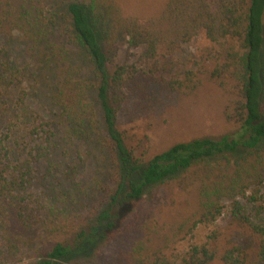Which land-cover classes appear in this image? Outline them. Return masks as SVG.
Listing matches in <instances>:
<instances>
[{
    "label": "trees",
    "instance_id": "trees-1",
    "mask_svg": "<svg viewBox=\"0 0 264 264\" xmlns=\"http://www.w3.org/2000/svg\"><path fill=\"white\" fill-rule=\"evenodd\" d=\"M56 9L47 0H0V39L40 42L62 63L53 119L14 107L0 134L2 246L51 241L37 264L70 262L95 245L99 230L110 238L139 203L173 182L183 191L195 188L194 228L210 232L176 257L144 258L138 244L131 264H264V0H170L147 23L124 16L111 0H69L61 16ZM61 23L71 48L50 42V28ZM201 33L213 49L191 70H175L173 56ZM5 58L0 48V97L7 99L17 79ZM202 78L230 89L224 115L232 133L154 154L133 143L120 125L131 85L154 80L191 94ZM77 143L108 155L109 166L96 169L104 178L93 180L94 197L102 198L96 219L69 224L72 212L83 210L77 168L64 158ZM45 183L49 193H37ZM55 208L67 224L57 222Z\"/></svg>",
    "mask_w": 264,
    "mask_h": 264
},
{
    "label": "rangeland",
    "instance_id": "rangeland-1",
    "mask_svg": "<svg viewBox=\"0 0 264 264\" xmlns=\"http://www.w3.org/2000/svg\"><path fill=\"white\" fill-rule=\"evenodd\" d=\"M47 1L49 5L54 4L61 16L63 5L69 0ZM111 1L116 3L124 16L135 17L142 23H147L159 17L170 0ZM63 28L62 23L59 27L54 25L50 28V42L71 48L68 36L63 34ZM39 43L16 36L0 39V48L7 51L6 62L9 63L11 72L16 73L17 79L16 86L7 99L0 97V134L5 125L9 124L14 107L50 120L54 117L52 96L62 63ZM211 49L213 44L201 33L173 56L177 64L175 70H191ZM81 61L82 58L73 55L75 64H80ZM232 98L228 87H221L208 78H202L200 88L191 94L171 92L154 80L142 81L131 85L127 103L120 114V125L128 131L135 145L143 146L146 152L154 154L176 143L204 137L219 138L232 133L235 128L226 121L224 115ZM107 156L101 155L99 151L82 148L77 143L64 157L77 168L78 174L74 179L80 183L78 190L82 193L85 190L84 195L89 196L83 199L80 193L78 199L83 200V210L72 212L73 218H69L68 222L81 223L82 220L96 219L95 214L99 212L102 198L101 193L94 197L93 180L104 178L96 169L107 165L103 161V157ZM87 186L92 190L87 192ZM48 188V183H45L36 191L49 193ZM58 192H61V188ZM198 205L195 188L183 191L170 182L157 196L151 194L139 203L137 212L127 215L110 238L106 237L105 230H99L94 246L87 245L83 256L63 264H131L128 260L129 253L138 244L144 247V258L156 254L168 257L184 254L193 244L202 242L211 230L210 226L194 228ZM76 209L77 206L75 211ZM93 212L94 215H91ZM54 214L58 223L67 224L66 216L56 208ZM52 246L51 241L39 242L11 250L0 243V264H37L39 258Z\"/></svg>",
    "mask_w": 264,
    "mask_h": 264
}]
</instances>
